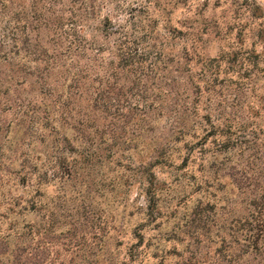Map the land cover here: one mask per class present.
I'll return each mask as SVG.
<instances>
[{
	"label": "trees",
	"instance_id": "16d2710c",
	"mask_svg": "<svg viewBox=\"0 0 264 264\" xmlns=\"http://www.w3.org/2000/svg\"><path fill=\"white\" fill-rule=\"evenodd\" d=\"M160 1L0 0V112L12 116L0 123V218L8 223L0 226V264H41L34 250L26 256L27 230L36 223L20 218L40 208L44 182L67 183L89 166L117 161L122 146L142 147L138 176L149 202L139 212L129 262L156 264L147 257L159 249L145 232L159 217L162 182L154 168L170 156V139L148 136L161 132L172 103L184 107V89H177L183 74L188 96L197 90L180 126L184 162L194 156L208 169L184 230V264H264V206L252 199L247 217L226 220L206 195L214 186L216 159L205 145L216 130V101H202L200 83L214 86L216 59L198 75L173 67V32H160L148 11ZM199 130L206 131L200 139ZM202 245L216 247L212 253Z\"/></svg>",
	"mask_w": 264,
	"mask_h": 264
},
{
	"label": "rangeland",
	"instance_id": "374dc122",
	"mask_svg": "<svg viewBox=\"0 0 264 264\" xmlns=\"http://www.w3.org/2000/svg\"><path fill=\"white\" fill-rule=\"evenodd\" d=\"M148 11L160 32H168L165 26L173 32L168 47L174 68L198 75L216 59L214 86L200 83L202 101L210 95L216 101V130L205 145L216 159L214 186L206 195L217 202L224 219L245 218L252 199L264 206V0H161ZM183 77L177 89H184L178 98L184 107L175 110L172 103L160 120L161 132L148 136L162 137V143L170 139V156L154 168L162 182L159 217L145 232L159 249L147 257L156 264H184V230L208 175L194 156L184 162L187 148L180 126L197 90L188 96ZM171 109L180 113L170 116ZM201 109L207 112L204 104ZM11 117L0 112V123ZM199 133L198 139L206 131ZM141 149L122 146L117 161L89 166L67 183L44 182L40 208L20 218L36 223L33 232L27 230L26 256L34 250L41 264H128L133 230L142 223L139 212L149 203L138 176ZM6 221L0 218V226L6 227ZM215 247L202 248L213 253Z\"/></svg>",
	"mask_w": 264,
	"mask_h": 264
}]
</instances>
